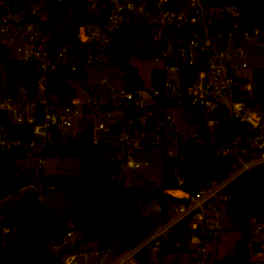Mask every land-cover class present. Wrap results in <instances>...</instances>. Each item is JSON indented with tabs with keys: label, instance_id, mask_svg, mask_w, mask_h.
I'll return each instance as SVG.
<instances>
[{
	"label": "built area",
	"instance_id": "2783aa9c",
	"mask_svg": "<svg viewBox=\"0 0 264 264\" xmlns=\"http://www.w3.org/2000/svg\"><path fill=\"white\" fill-rule=\"evenodd\" d=\"M88 2L94 21L81 26L84 44H77V48L82 51L72 53L70 43H66L52 54L47 47L50 36L46 33V1L32 3L27 10L15 14L0 0V9L7 10L1 16L0 33L7 35L2 42L13 59L35 62L38 71L36 95H31L24 86L15 92L0 90V110L7 113L13 123L33 127L34 138L28 145L31 149L25 168L21 162L20 166L24 172L34 171V178L38 180L40 169L47 162L41 155L44 146L56 138L65 143L72 138L101 146L118 167L119 177L125 179L128 171H138L148 165L146 156L152 149H162L163 159H178L182 155L181 147L185 148L188 140L205 142L198 123V114H203L210 135L207 144L214 147L217 157L231 160L229 175L223 180H210L194 193L181 190L183 194L176 195L177 189H167L166 192L185 201L173 207L167 223L161 224L136 247L118 254L120 257L112 264H137L135 254L142 248H151L152 253H157L173 226L191 214L194 220L189 226L193 230L201 229V235L194 232L199 253L195 264H207L202 256L206 251L201 245L202 236L210 229L217 233V229L224 227L219 220L213 224L214 218H209L207 212L214 208V203L226 198L224 188L231 181L264 165V100L254 105L247 100L253 96L254 89V68L248 52L264 46V29L241 30L239 21L234 20L227 32L218 30L225 20L237 18L241 7L212 5L209 0ZM135 22L147 24L157 54L150 59L135 56L152 62L153 66L149 80L146 82L142 77V83L133 87L127 84L125 70L110 57L109 50L114 35L126 24ZM14 36L29 46L13 49ZM101 65L121 69L117 87L107 78L102 80L107 96L95 95L87 85L88 80L74 84L77 93L65 105L56 95L47 92L50 74L58 70L76 72L81 66H85L87 72L88 67ZM81 91L88 94L81 95ZM175 111L184 113L187 132L178 128ZM226 118L236 119L243 130L228 142L217 144L220 121ZM36 138H41L42 142H36ZM20 144V140L10 138L1 127L0 149L10 150ZM33 149L38 154L36 162L28 160L34 154ZM140 175L143 174L137 176ZM24 188L42 191L41 183L35 181ZM248 226L254 238L264 233V217H250ZM74 234L70 231L60 244H52V251L60 258L55 264H81L71 244L75 245L78 239L69 241ZM63 248L71 250L60 254ZM83 254L91 255L90 252ZM100 254L98 250L94 252L95 256Z\"/></svg>",
	"mask_w": 264,
	"mask_h": 264
},
{
	"label": "trees",
	"instance_id": "16d2710c",
	"mask_svg": "<svg viewBox=\"0 0 264 264\" xmlns=\"http://www.w3.org/2000/svg\"><path fill=\"white\" fill-rule=\"evenodd\" d=\"M9 11L17 14L28 9L41 0H4ZM48 18L46 33L50 36L48 49L55 54L66 43H70V52H81L77 48L76 33L83 24L94 21L93 9L88 0H45ZM241 7V14L235 19H227L218 30L227 32L234 20L240 23V29H264V0H239L230 3ZM218 5H226L220 3ZM7 13L0 9L1 16ZM34 20V18H33ZM110 57L116 61L126 73L127 84L138 86L142 76L131 60L138 56L150 59L157 54L152 44L150 31L145 22L126 24L114 35ZM0 64L6 67V90L15 92L24 86L31 95H36L37 63L13 59L8 47L0 37ZM253 96L247 98L252 105L264 100V66L253 69ZM88 80L85 66L78 71L68 73L58 70L49 75L47 92L56 95L62 105L76 95L75 83ZM195 111V110H194ZM195 114V112H194ZM200 135L206 140L197 142L190 139L186 142L185 151L178 159H163V183L157 187L144 185H128L119 177L118 167L111 162L101 146L75 139L63 142L56 138L46 144L41 155L51 157H73L81 159L80 171L75 174H47L39 172V179L28 181L17 179L21 160L28 157V146L34 138L30 124H16L7 113L0 110V130L4 127L12 139L21 144L10 150L0 149V264H55L59 261L51 249L52 244H60L68 232L80 235L75 243L79 247L83 243L95 242L101 250L112 252L117 244L121 254L136 247L148 238L161 224L170 219L173 207L185 201L166 192L167 189H180L196 192L210 180H223L229 175L231 160L220 158L215 149L207 142L210 135L203 114H198ZM217 144H223L242 132L234 118L220 121ZM41 183L42 191L22 188L33 182ZM53 187V189H51ZM49 190L63 193L71 207L64 213L47 206L39 199L40 194ZM17 195L14 200L8 198ZM226 198L221 202L234 228L241 233V238L234 248L223 257H215L214 264H251L250 241L254 239L248 227V219L253 216L264 217V165L257 166L233 181L224 188ZM156 201L160 207L158 212L145 215L143 210L131 214L124 210L125 204L146 205ZM194 214L184 218L173 226L166 240H162L158 254V262L152 259L147 248L135 254L137 264H165L164 258L170 253H182L189 248L185 239L197 232L189 224ZM5 229H9L5 231ZM44 230L48 232V241L42 243ZM210 232L202 236H210ZM71 250V249H70ZM70 250L63 248L60 254Z\"/></svg>",
	"mask_w": 264,
	"mask_h": 264
},
{
	"label": "rangeland",
	"instance_id": "374dc122",
	"mask_svg": "<svg viewBox=\"0 0 264 264\" xmlns=\"http://www.w3.org/2000/svg\"><path fill=\"white\" fill-rule=\"evenodd\" d=\"M239 0H209L210 4L218 5L220 3H224L226 5L230 3H234ZM81 28H78L76 33V39L78 46L84 44V41L80 35ZM1 39H5L7 37L5 32L0 33ZM14 43L11 45L13 49L18 46L26 48L29 44L23 41L20 37L14 36ZM250 54V62L251 67L254 68L256 66H264V46H260L258 48H254L249 50ZM131 64L134 65L143 79L147 82L150 76V70L153 66L152 62L143 61L138 58H133L131 60ZM121 69L115 65H101L98 67L90 66L87 68L88 73V82L87 85H90L92 89L95 91L94 94L98 96H107L104 91V84L102 80L107 78L108 80L112 81L113 84L117 87L118 83L116 79L120 77ZM6 89V67L4 64H0V90L4 91ZM81 95L86 96L87 92H80ZM176 117V123L178 128L182 132H187V122L184 113H180L175 111L174 112ZM181 143H184L182 140ZM171 144H168V147H171ZM33 155L29 157L28 160L32 162H36L38 159V154L33 149ZM147 161L148 165L144 166L143 168L139 169L138 171H128L126 173L125 182L128 185H144L145 183L141 180V178L137 175L143 174L148 177H152L158 181L159 185L163 183V150L152 149L147 153ZM27 159L21 160L22 168H25V164ZM81 167V159L79 158H69V157H51L47 158V162L42 166V171L47 174H75L80 171ZM27 189L22 188L19 193L25 192ZM179 193V191H176ZM17 198V195H14L7 200H14ZM41 202H44L50 208L56 210L57 212L64 213L67 209L71 207L70 202L66 198V196L54 190H49L46 193H41L39 196ZM158 203L156 201L151 202L150 204L146 205L143 209L145 215L150 213L158 212ZM209 218H214L211 221L213 224H216V221H220L223 223L224 227L222 229H217V233L213 229H210V237H205V241H202L201 244L203 247L206 248V251L202 253V256L206 257L209 256L211 260L215 257H223L224 255L228 254L231 251L236 242L241 238L240 231L236 230L233 224L230 221L229 216L225 210L224 202L217 201L214 203V208H210L207 212ZM249 227V226H248ZM249 230L251 231L250 227ZM252 233V232H251ZM253 235V234H252ZM195 234H191L185 239V245L189 248L187 251L182 253H170L164 258L165 264H195L196 259H198V252H197V241L194 240ZM80 235L75 233L70 239V242H74V240L79 239ZM256 239H264V233H259L255 235ZM75 246L73 243H71ZM98 250L100 251V256H95L94 252ZM74 252L78 253L79 261L81 264H112L116 262V260L120 257L118 254H113V252H108L106 250H101L97 247L95 242L83 243L79 247H74ZM90 252L89 257H85L83 253ZM152 259L155 262H158V254L153 252L151 254ZM251 264H264V253L258 254L256 256L249 257Z\"/></svg>",
	"mask_w": 264,
	"mask_h": 264
},
{
	"label": "water",
	"instance_id": "95a60500",
	"mask_svg": "<svg viewBox=\"0 0 264 264\" xmlns=\"http://www.w3.org/2000/svg\"><path fill=\"white\" fill-rule=\"evenodd\" d=\"M97 18H101V12L97 15ZM69 142H73L72 138H68ZM36 142L41 143L42 139L41 138H36ZM181 151L184 152L185 148L181 147ZM35 177V172L34 171H25V172H20L17 175V179H26L28 181H32L33 178ZM141 180L147 185L151 187H157L158 181L154 178H150L144 175H140ZM124 210L131 213V214H138L143 210V206L141 205H132V204H125L124 205ZM48 241V232L47 230H44L43 237L41 239V242L44 243ZM120 249V245L117 244L113 250L114 254H117ZM69 250V249H68ZM148 252L152 254L151 248H147ZM250 251L253 256H256L258 254L264 253V239H252L250 241ZM206 263L207 264H214L213 260L210 259L209 256L206 257Z\"/></svg>",
	"mask_w": 264,
	"mask_h": 264
},
{
	"label": "bare ground",
	"instance_id": "6f19581e",
	"mask_svg": "<svg viewBox=\"0 0 264 264\" xmlns=\"http://www.w3.org/2000/svg\"><path fill=\"white\" fill-rule=\"evenodd\" d=\"M176 191H177V190H176ZM176 191H174L176 195H182V194H183V192H182L181 190H180V191L178 190L179 193H177Z\"/></svg>",
	"mask_w": 264,
	"mask_h": 264
},
{
	"label": "crops",
	"instance_id": "0c3cea01",
	"mask_svg": "<svg viewBox=\"0 0 264 264\" xmlns=\"http://www.w3.org/2000/svg\"><path fill=\"white\" fill-rule=\"evenodd\" d=\"M178 190L180 191V189H177V191H178Z\"/></svg>",
	"mask_w": 264,
	"mask_h": 264
}]
</instances>
